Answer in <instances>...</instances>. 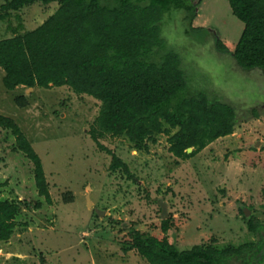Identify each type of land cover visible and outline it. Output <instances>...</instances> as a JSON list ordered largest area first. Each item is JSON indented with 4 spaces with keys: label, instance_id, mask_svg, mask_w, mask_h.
I'll use <instances>...</instances> for the list:
<instances>
[{
    "label": "rangeland",
    "instance_id": "obj_1",
    "mask_svg": "<svg viewBox=\"0 0 264 264\" xmlns=\"http://www.w3.org/2000/svg\"><path fill=\"white\" fill-rule=\"evenodd\" d=\"M4 0H0L2 3ZM196 16L172 9L164 15L162 36L180 56L191 91L232 107L233 132L179 158L168 147L177 128L154 134L136 149L125 136H98L89 130L99 103L67 86L7 90L0 67V114L19 126L40 157L51 204L39 209L33 165L11 150L14 137L0 128L2 198L23 208L8 241H0V264H148L127 249L132 229L161 237L162 206L172 226L167 237L179 249L213 243L221 249L256 241L238 209L249 208L264 224V71L239 67L232 50L243 23L227 0H193ZM19 11L26 29L52 14L57 3L35 2ZM12 24L16 22L12 18ZM0 20V38L12 35ZM219 39L222 50L215 40ZM16 95L24 96L19 107ZM127 166L111 171V153ZM261 197V199H259ZM124 250V251H123Z\"/></svg>",
    "mask_w": 264,
    "mask_h": 264
},
{
    "label": "trees",
    "instance_id": "obj_2",
    "mask_svg": "<svg viewBox=\"0 0 264 264\" xmlns=\"http://www.w3.org/2000/svg\"><path fill=\"white\" fill-rule=\"evenodd\" d=\"M227 1L243 23L231 52L236 64L264 71V0ZM35 2H56L57 8L25 30L19 11ZM194 8L193 0H4L0 20H6L12 35L0 38L2 84L7 90L67 86L75 94L91 96L99 110L89 133L102 149L97 138L105 134L125 136L134 148L143 149L154 134L168 132L167 125L177 128L168 138L169 151L179 158L194 156L215 139L231 134L236 124L232 107L191 91L179 54L162 36L166 13L184 10L191 21ZM215 44L222 50L219 39ZM15 101L19 107L27 105L22 95H16ZM0 128L14 137L11 150L21 152L33 165L39 197L31 202L33 208L51 204L40 157L29 140L9 116L0 114ZM189 147L192 150L187 152ZM116 168L132 177L125 163L111 153L109 169ZM5 184L0 181V189ZM28 206L0 195V241H8L17 227L29 226L27 220L18 221ZM237 213L246 217L256 241L221 249L213 243L179 249L168 240L173 222L167 217L159 224L161 237L130 230L125 252L134 250L148 264H264V224L249 214V208L240 207Z\"/></svg>",
    "mask_w": 264,
    "mask_h": 264
},
{
    "label": "water",
    "instance_id": "obj_3",
    "mask_svg": "<svg viewBox=\"0 0 264 264\" xmlns=\"http://www.w3.org/2000/svg\"><path fill=\"white\" fill-rule=\"evenodd\" d=\"M192 150V148H187L186 151L187 152H190ZM162 206V213H161V217L162 219H166L167 218V215H166V207L164 205H161Z\"/></svg>",
    "mask_w": 264,
    "mask_h": 264
}]
</instances>
